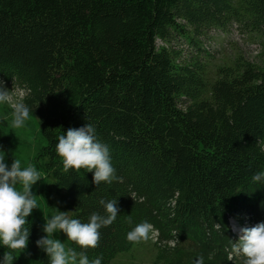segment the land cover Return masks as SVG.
I'll return each instance as SVG.
<instances>
[{"label":"trees","instance_id":"trees-1","mask_svg":"<svg viewBox=\"0 0 264 264\" xmlns=\"http://www.w3.org/2000/svg\"><path fill=\"white\" fill-rule=\"evenodd\" d=\"M230 24L264 48V0H0V81L22 90L43 140L25 162L0 119V155L35 166L45 178L37 195L53 194L82 222L104 214L100 199H117L119 215L90 259L109 264L147 221L157 231L153 264L200 255L204 264H243L231 252L230 218L264 222V183L252 180L264 171V64L239 55L208 74L202 44ZM87 123L122 183L95 186L92 172L64 171L58 137ZM44 218L39 209L26 217L30 255L0 245V258L50 264L36 246Z\"/></svg>","mask_w":264,"mask_h":264},{"label":"clouds","instance_id":"clouds-1","mask_svg":"<svg viewBox=\"0 0 264 264\" xmlns=\"http://www.w3.org/2000/svg\"><path fill=\"white\" fill-rule=\"evenodd\" d=\"M10 101L11 90L0 81V104ZM11 108L12 127H22L32 109L22 101L12 103ZM56 153L62 158L65 172L69 169L92 172V183L95 186L102 182H123L112 165L109 146L97 139L95 128L91 124L69 128L66 133L61 134L56 144ZM42 179L41 172L35 166L22 167L21 161L17 159H13L9 166L5 154L0 155V245L6 249L30 255L26 253L30 237L26 217L34 209H39L37 195L32 189ZM252 180L264 183V171L255 173ZM117 203L116 198L107 201L100 199L99 204L103 206L104 214L93 212L87 222L73 218L68 211L56 209V214L44 218L42 231L45 235L36 241V246L49 257L50 264H102V255L90 259L87 253L89 249L98 247L100 230L115 222L120 212ZM126 221L132 222L130 215L126 216ZM216 226L218 229L226 227L222 223H217ZM155 231L152 224L144 221L132 228L126 238L134 243L147 241L150 233ZM233 231H237L238 238L230 240L232 254L242 257L243 264H264V222L244 228H237L233 224ZM57 232H63L67 240L74 242L80 251L66 247L63 241L56 239ZM16 259L17 256L5 252L0 258V264H14ZM194 264H204V257L198 256Z\"/></svg>","mask_w":264,"mask_h":264},{"label":"rangeland","instance_id":"rangeland-1","mask_svg":"<svg viewBox=\"0 0 264 264\" xmlns=\"http://www.w3.org/2000/svg\"><path fill=\"white\" fill-rule=\"evenodd\" d=\"M175 43L176 42H173V44ZM176 46L181 47L183 49V54L187 57L195 55L196 53V50L189 47L183 40H179ZM202 46L205 49L204 59L207 63L206 68L209 75H213L218 66L231 64L239 55L256 64H264V48L260 39L257 36L242 32L236 24H230L225 29L216 28L211 30ZM4 86L8 90H11V101L0 104V119L7 121V131L16 145L19 157L23 161L28 162L43 142L37 120L29 116L22 127H12L11 104L20 101L22 90L8 83H4ZM44 182L45 178L43 176V179L33 186L32 190L35 195H37V192L42 188ZM36 198L40 200L41 204L39 211L43 213L45 219L56 214V209L71 213L70 210L65 209L59 203L57 197L53 194L49 195L47 197L48 199L41 194H38ZM47 201H49V204ZM233 224L237 228L252 227L247 218H242L240 220L230 218L231 230L236 235H238V233L237 231H233ZM55 235L56 239L63 241L66 247H69V241L63 232H57ZM156 242L155 234L150 233L149 240L136 242L129 250L118 253L109 264H153L158 249Z\"/></svg>","mask_w":264,"mask_h":264},{"label":"built area","instance_id":"built-area-1","mask_svg":"<svg viewBox=\"0 0 264 264\" xmlns=\"http://www.w3.org/2000/svg\"><path fill=\"white\" fill-rule=\"evenodd\" d=\"M154 234H155V239H156V236H157V231H155V232H154Z\"/></svg>","mask_w":264,"mask_h":264}]
</instances>
